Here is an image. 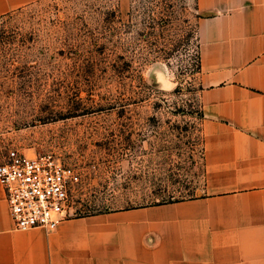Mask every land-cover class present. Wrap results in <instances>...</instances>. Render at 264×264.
I'll list each match as a JSON object with an SVG mask.
<instances>
[{"label": "rangeland", "instance_id": "1", "mask_svg": "<svg viewBox=\"0 0 264 264\" xmlns=\"http://www.w3.org/2000/svg\"><path fill=\"white\" fill-rule=\"evenodd\" d=\"M195 0H37L0 17V151L74 167L71 215L202 193Z\"/></svg>", "mask_w": 264, "mask_h": 264}, {"label": "crops", "instance_id": "2", "mask_svg": "<svg viewBox=\"0 0 264 264\" xmlns=\"http://www.w3.org/2000/svg\"><path fill=\"white\" fill-rule=\"evenodd\" d=\"M37 0H0V17ZM202 193L17 229L0 264H264V0H195Z\"/></svg>", "mask_w": 264, "mask_h": 264}, {"label": "built area", "instance_id": "3", "mask_svg": "<svg viewBox=\"0 0 264 264\" xmlns=\"http://www.w3.org/2000/svg\"><path fill=\"white\" fill-rule=\"evenodd\" d=\"M78 178L52 153L28 154L15 146L0 151V183L17 229L51 231L71 216L70 191Z\"/></svg>", "mask_w": 264, "mask_h": 264}, {"label": "trees", "instance_id": "4", "mask_svg": "<svg viewBox=\"0 0 264 264\" xmlns=\"http://www.w3.org/2000/svg\"><path fill=\"white\" fill-rule=\"evenodd\" d=\"M4 16V15H3Z\"/></svg>", "mask_w": 264, "mask_h": 264}]
</instances>
